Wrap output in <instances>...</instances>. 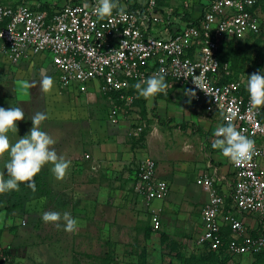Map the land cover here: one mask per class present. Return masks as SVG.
<instances>
[{
  "label": "rangeland",
  "instance_id": "rangeland-1",
  "mask_svg": "<svg viewBox=\"0 0 264 264\" xmlns=\"http://www.w3.org/2000/svg\"><path fill=\"white\" fill-rule=\"evenodd\" d=\"M260 31L223 55L232 79L242 83L248 97L247 76L257 71L264 74V18ZM2 70L0 107H21L25 113V119L17 122L18 132L7 134L10 142L14 144L29 132L36 112H45L48 119L41 130L55 140L52 147L58 156L71 163L62 181L55 178L49 164L34 178L36 191L21 184L19 191L0 195V264H185L187 260L189 264H222L211 253L201 251L189 257L180 247L176 237L181 226L175 220L182 205L166 213L162 231L149 227L147 216L133 209V204L131 210L123 207L128 206L123 200L130 188L131 154H147L159 170L177 173L182 171L186 156L200 158L204 145L210 138L216 139L211 133L219 124L213 120L209 126L184 90L167 83L166 93L145 99L134 90L128 93L129 100L120 101L110 99L95 85L65 87L54 82L53 90L44 93L42 74L54 81L51 71L26 66L18 71L5 66ZM112 103L120 107L116 122L110 116ZM109 143L124 160L118 163L119 170L123 169L114 186L109 185L114 176L92 163L93 149ZM9 159L7 153L0 158L5 179ZM98 172L103 178L97 177ZM94 183H104L109 189L104 191L109 194L105 203H99L98 194L91 189ZM192 188L200 191L197 185ZM77 194L79 198L74 199ZM115 198L120 199L116 209L109 205ZM45 211L69 212L79 222L77 231H64L63 222L60 228L44 223ZM197 211L195 208L188 217L189 224L196 222L193 216L197 217ZM189 229L183 230L187 240L196 233ZM246 264H264V258Z\"/></svg>",
  "mask_w": 264,
  "mask_h": 264
},
{
  "label": "built area",
  "instance_id": "built-area-1",
  "mask_svg": "<svg viewBox=\"0 0 264 264\" xmlns=\"http://www.w3.org/2000/svg\"><path fill=\"white\" fill-rule=\"evenodd\" d=\"M161 1L119 0L127 19L117 10L100 19L93 11L97 0H66L52 9L37 0H16L13 4L0 0V54L11 63L46 55L59 85L95 84L101 93L120 101L130 99L129 87L160 69L165 70L169 84L185 94L194 91L195 97L186 96L205 116L217 119L218 127L231 121L255 141L257 150L248 163L236 166L231 162L229 192L220 193L214 186L216 180L206 174L196 180L206 191L207 201L200 211L202 230L195 244L210 252L264 253L261 108H250L249 97L242 95V83L231 78L228 64L218 57L222 44L260 33L264 0H210L199 17L169 36H156L151 28H165L170 16L169 11L160 9ZM119 110L112 103L113 122L120 119ZM132 190L143 202L151 228L159 229L160 209L153 203L167 197L169 186L156 176L152 158L137 162ZM227 203L236 214L253 216L255 227L248 229L229 211L222 217ZM221 219L229 228L226 238L221 233Z\"/></svg>",
  "mask_w": 264,
  "mask_h": 264
},
{
  "label": "crops",
  "instance_id": "crops-1",
  "mask_svg": "<svg viewBox=\"0 0 264 264\" xmlns=\"http://www.w3.org/2000/svg\"><path fill=\"white\" fill-rule=\"evenodd\" d=\"M1 1L2 3H5V4H13L16 0H1ZM65 1L66 0H55V1L54 0L52 1L51 0H37L38 3L43 2V4L46 5V7L50 6L51 9L54 7L58 8L62 6L65 3ZM138 1L140 3L142 2V0H138ZM209 1L210 0H162L160 2V7H161L160 9L162 11L166 10L170 12V16L168 17L167 26L165 28L156 27V26L152 27L150 32L156 36H167V35L169 36L175 31L176 28H180L184 26L186 22H190L194 20L195 18L199 17V15L203 12V10L205 9ZM134 7H137V5ZM2 66L3 67L5 66L6 68H10L11 71L12 70L18 71L20 68H23L25 66L29 68L40 67L42 72H45V69L51 71L54 76V82L57 83L55 72L53 71V68L50 64L49 57L46 55H37L31 58L30 57L25 58L23 60L18 61L17 63H11L4 56L0 54V78L2 74L4 73L2 70L3 68ZM166 83L169 84L168 81H166ZM90 85L94 86L95 84H89V86ZM170 85H174V84L170 83L169 86ZM192 106H194V108H196L198 111L199 110L201 111L204 120L207 121L205 122L209 126L212 124L211 121L213 120L217 121V119H213V118H209L205 116L201 108L198 105L194 104ZM217 124H219L218 121H217ZM212 133L211 135H214L215 131H213ZM211 140L212 138H210V141ZM210 141H208V144L206 143L204 145L203 147L204 152L201 154L200 158H197L196 160H194L193 158L190 159L189 156L185 155L187 159H183V161L181 160L182 161V166H181L182 171L177 172L178 174L176 173V171L173 172V169H171L169 173L166 171L165 173L161 169L159 170L157 163L155 162L156 163V176L158 178L164 179L168 183L169 192H168L167 197L163 201H156L153 203V205L154 207H157L160 209L161 231L163 230V227H162L163 218L166 216V213L169 210H171L172 207L174 209L177 208L179 210V206L182 205L183 210L178 211L179 215L178 214L176 215L177 219L175 220V223H177L178 226H181L180 227L181 233H179L176 238L178 239V241H181L180 247L185 249V251L186 250L188 251V252L186 251L187 256L190 257L192 255H197L199 252L204 251V252L211 253L222 264H246V262L248 261L256 260V254L253 256L236 255V254L234 255V254H229L225 252L224 250H220L219 252H212V251L210 252V251H207L205 248L197 246L195 244V240L202 230L200 211L203 205L207 201L206 191L200 185L196 184V180L198 179L200 175L206 174L207 176H211L212 178L216 180L214 181V186L220 193L222 192L226 193L230 191L229 184L231 183V169H230L231 161L228 158H225L221 154L220 150L214 149L212 147L214 140H212L213 142L212 141L210 142ZM110 148L112 149V151H109ZM115 149L116 148L114 147V144L112 143H109L103 146H98L97 148L93 149L95 150V157L92 162L93 166L95 168L97 167L98 169L103 170L104 172L109 173V175L111 176L113 175L115 178L109 181L110 186H114L113 182L116 183L117 179L121 178V172L123 169L122 168L121 170H119L120 168L118 167V163L120 164L124 160L121 159V154L114 152ZM135 157L139 161L141 158L150 157V156H148L147 154H136V156L132 154L130 155L129 158L132 160H128V161L133 162V166L132 165L129 166V168H131V171L130 173L128 172V175L130 174L129 177L131 180L130 186H129L130 188H129L128 195L123 200L124 202H126L128 206L123 205V207L127 209H129L130 207V210H131V206L133 204L135 206L133 209L147 216L149 227H151L149 216H148L147 210L144 207L143 202L140 200V198L136 194H134L132 190V184L135 180L136 166L138 162ZM133 159L136 161H133ZM97 177L103 178V174L98 172ZM104 185H105L104 183L102 184L94 183L91 188V189H94L93 190L94 194L95 193L98 194L99 203H105L109 199V194L106 192H105L106 194L104 193L105 189H108V188L105 187L106 185L105 186ZM192 185H197L200 191L197 192L194 188H192ZM114 193L115 192H113V194ZM116 200H120V199L115 198L109 204L111 207L115 209L117 208V205H118L116 203ZM195 208H197L198 210L197 217L193 216V218L195 219L194 221L196 222L193 223L192 221H190V224H189L188 217H190L192 212L195 211ZM228 211L234 213L236 217L239 220H241L245 226L248 227V229H252L255 227L256 222L253 216L243 215L239 213L236 214L234 212V209L231 207L229 203L226 204V209L222 212V217H224ZM221 221H222L221 233L226 238L229 234V228L223 219H221ZM187 227L190 228L189 229L190 231L194 230V232H196L195 235H193L192 238H190L189 240H187L186 236H184L187 233L183 231ZM196 249H199V251H196ZM182 252H184V250H182ZM258 254L260 253H257V255ZM261 254L262 256H264V253H261Z\"/></svg>",
  "mask_w": 264,
  "mask_h": 264
},
{
  "label": "clouds",
  "instance_id": "clouds-1",
  "mask_svg": "<svg viewBox=\"0 0 264 264\" xmlns=\"http://www.w3.org/2000/svg\"><path fill=\"white\" fill-rule=\"evenodd\" d=\"M113 10H117L123 18L127 19L126 10L119 5V0H97L93 9L94 14L100 19L110 17ZM165 75V70L160 69L158 73L136 83L134 87L138 94L145 99L155 97L158 93H166L168 84L165 81ZM247 77L250 108L264 107V74L257 71ZM53 86V78L42 74L41 90L44 93H50ZM186 95L195 97L196 93L189 90ZM24 119L25 113L21 107L7 109L0 107V158H3L6 153L10 157L5 164L7 179H5V173L0 172V195L19 191L21 184H26L32 191H36L34 178L45 165H52L51 172L59 181L64 180L70 167L71 162L63 156H58L52 147L55 140L47 132L41 130L42 123L48 119L45 112H36L31 117L32 127L29 132L23 137H19L14 144L10 142L7 134L9 132L17 133V122ZM214 135L216 139L212 147L220 150L221 154L236 166L250 162L257 154L255 141L238 130L231 121L218 127ZM78 198V194L74 196V199ZM42 220L46 224H54L57 228H60L61 222H63V229L68 233L77 231L79 223L67 211L63 214L58 211H45L42 214Z\"/></svg>",
  "mask_w": 264,
  "mask_h": 264
},
{
  "label": "trees",
  "instance_id": "trees-1",
  "mask_svg": "<svg viewBox=\"0 0 264 264\" xmlns=\"http://www.w3.org/2000/svg\"><path fill=\"white\" fill-rule=\"evenodd\" d=\"M44 6H46V5H44ZM262 9H264V8H262ZM254 37H255V35H253V36H251V37H249L247 39H244L242 41L241 40H238V41H235V42L234 41H230L228 43L222 44V46L218 50V57H219L220 62L221 63L224 62L223 55L227 52V50L229 51L233 46H235V44L245 42V41H247L249 39H252ZM134 85H132L131 87H129V90L127 91V93H131V92H134V90H136L135 87H134ZM242 95L244 97H247L248 96V95L245 94V92H243V90H242ZM259 118H260V120L264 121V110H261L260 115H259ZM256 258H264V256H262V254L260 253L258 255L256 254ZM189 261L190 260H187L185 264H189Z\"/></svg>",
  "mask_w": 264,
  "mask_h": 264
}]
</instances>
